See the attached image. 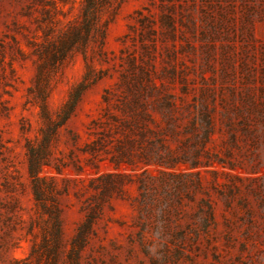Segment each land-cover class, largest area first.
Masks as SVG:
<instances>
[{
  "label": "rangeland",
  "instance_id": "374dc122",
  "mask_svg": "<svg viewBox=\"0 0 264 264\" xmlns=\"http://www.w3.org/2000/svg\"><path fill=\"white\" fill-rule=\"evenodd\" d=\"M84 6L0 0V264H264V0Z\"/></svg>",
  "mask_w": 264,
  "mask_h": 264
},
{
  "label": "trees",
  "instance_id": "16d2710c",
  "mask_svg": "<svg viewBox=\"0 0 264 264\" xmlns=\"http://www.w3.org/2000/svg\"><path fill=\"white\" fill-rule=\"evenodd\" d=\"M99 0H86V6H84L83 10V17L85 20V24H89L90 18L94 17L95 12L93 10L96 9L97 3ZM63 51V50H62ZM141 87H144L142 85ZM157 87L156 83H152L151 88L155 89ZM145 88V87H144ZM143 88V89H144ZM77 99V98H76ZM146 97L142 91H138V93L133 94V98L131 101L125 102V106L132 111L133 113V118L131 120H126L124 121V125L128 126L130 129L134 130L137 129L138 133L140 134V137L143 138L145 137L146 133L153 132L152 129L149 128L148 124L146 123V119L149 118V114L146 110L148 101L145 100ZM76 101H71L69 102L70 107H73L75 105ZM162 105H166L168 107H172L174 104L172 100L170 99H165L164 101H157L154 107H157L158 109L162 107ZM44 111L45 108H44ZM46 113V112H45ZM159 125L158 122L154 121ZM166 130H170L173 132L172 126H167V128L162 129L159 133H163ZM127 141L132 145L134 143L133 139H127ZM123 142H120L118 144V149L121 151V153H125L123 150ZM161 150H166L168 149V146L164 143L163 137L157 136L155 140L150 141V146H149V153L148 152H143V155L147 158L146 161L149 162L151 161V157H155L156 162L158 163H165L166 160L168 161H173V158L171 156V152L168 151V157L171 158H166V155L160 152ZM155 155V156H154ZM124 161V160H123ZM45 165H48L47 162L42 160L38 152H33L29 158V174L32 177V182H33V192L35 195V198L37 200H42L43 197V188H42V181L44 180L45 176H41L39 173L42 171ZM113 174H106V177L111 178ZM82 232V230H81ZM83 241V238L79 235V237L75 238V242L78 244H81Z\"/></svg>",
  "mask_w": 264,
  "mask_h": 264
}]
</instances>
